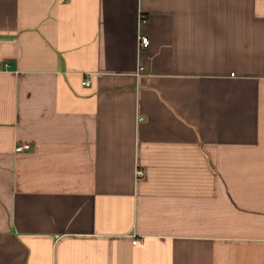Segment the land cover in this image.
Masks as SVG:
<instances>
[{
  "label": "crops",
  "instance_id": "crops-1",
  "mask_svg": "<svg viewBox=\"0 0 264 264\" xmlns=\"http://www.w3.org/2000/svg\"><path fill=\"white\" fill-rule=\"evenodd\" d=\"M0 264H264V0H0Z\"/></svg>",
  "mask_w": 264,
  "mask_h": 264
},
{
  "label": "built area",
  "instance_id": "built-area-1",
  "mask_svg": "<svg viewBox=\"0 0 264 264\" xmlns=\"http://www.w3.org/2000/svg\"><path fill=\"white\" fill-rule=\"evenodd\" d=\"M150 38L148 37V36H145V35H140L139 36V45L141 46V47H148L149 45H150ZM7 66V65H6ZM143 67L141 66L140 67V71H143ZM90 83V80H85L84 81V84H89ZM27 147H29V145L28 144H24V145H20V146H17V150L18 151H21V150H24L25 148H27ZM137 174L138 175H143L144 174V171L142 170V169H138L137 170ZM140 240L139 239H137V238H135L134 240H133V242L135 243V244H137L138 242H139Z\"/></svg>",
  "mask_w": 264,
  "mask_h": 264
}]
</instances>
